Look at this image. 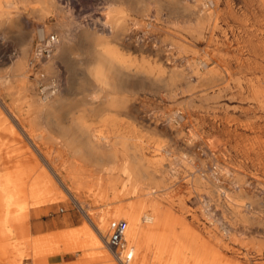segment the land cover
I'll return each instance as SVG.
<instances>
[{
  "label": "bare ground",
  "instance_id": "obj_1",
  "mask_svg": "<svg viewBox=\"0 0 264 264\" xmlns=\"http://www.w3.org/2000/svg\"><path fill=\"white\" fill-rule=\"evenodd\" d=\"M9 1L0 0V16L8 13L3 6ZM104 2L101 27L91 22L76 30L63 20L62 7L55 0H35L42 22L38 38L51 29L44 20L56 15L58 41L45 61L30 58L29 46H22L7 71L26 77L37 66L36 81H44L45 94L21 93L0 77V88L15 93L8 108L27 107L32 146H47L43 163L33 167L51 172L62 189L67 187L87 220L94 212L84 207L133 198L102 208L92 224L94 231L84 224L89 246L95 249L106 248L108 218H124L125 239L127 233L136 242L138 254L141 246L148 245L157 260L167 253L176 259L187 252L193 264H264V0H167L176 11L173 20L162 16L163 2L156 14L145 13L141 20L131 18L122 3ZM160 22L169 23L162 39L155 33ZM138 30L152 36L155 57L138 59L122 51L118 45L122 42L107 41ZM75 44L82 47L76 53L81 81L73 78L67 59ZM57 63L67 73L65 81L55 74ZM119 72L143 78L157 86L155 93L162 100L176 103L166 111L150 108L151 130L155 133L161 125V132L177 133L184 142L186 152L177 157L185 158L191 169L208 221L220 225L223 237L239 244L231 258L224 252L229 243L224 242L221 251L210 241L218 242L220 237L202 239L161 206L168 199L160 192L166 185L164 160L171 149L160 138H143L137 128L121 127L119 114L131 106L127 97L118 95ZM155 172L162 173L159 179L153 177ZM53 182L51 176H35L34 185L48 191H35L34 199L45 194L44 199L61 201V193L51 195V187L45 186ZM140 219L146 221L143 227ZM253 232L263 235L248 240ZM174 240L179 243L170 246ZM141 255L145 263L146 256ZM108 259L107 264H114L111 256Z\"/></svg>",
  "mask_w": 264,
  "mask_h": 264
},
{
  "label": "rangeland",
  "instance_id": "obj_2",
  "mask_svg": "<svg viewBox=\"0 0 264 264\" xmlns=\"http://www.w3.org/2000/svg\"><path fill=\"white\" fill-rule=\"evenodd\" d=\"M35 0H10V4L12 5L10 8V14L0 16V77L5 78L7 84H14L19 87V91L21 93L25 92L27 95L32 93H37L39 96H43V91L41 90L44 86V81L37 82L36 81V73L39 72V68L34 70L30 73H26V77L20 76L16 73H11L7 71L8 65L10 60L15 58L22 46H29L30 51V58L36 59L33 55V48L38 40V30L42 26L41 20H39L38 11L34 9ZM47 2V0H42ZM58 6L62 7V11L60 13L61 17L65 22L70 24L72 28H77L84 23H91V26H95L96 28L101 27L100 20H102V14L105 12L103 8V4L105 3L104 0H55ZM116 4L122 3V6L126 9L127 13L131 18L141 20L145 13L149 14H156V12L160 8V4L163 6L161 7V14L163 17H166V20L170 19L173 20L176 16V11L173 4L167 5V0H111ZM166 1V2H165ZM173 3L176 0H171ZM165 3L166 6L163 4ZM167 3V4H166ZM168 9V10H167ZM166 13V14H165ZM57 17L56 15H49L44 22L51 27L45 36L51 33L59 34V30L56 28ZM94 21H99V23H95ZM169 23L167 22H160V24H156L155 33L158 38H163L166 35V29ZM264 31V28H263ZM59 37V35H58ZM108 42L111 43H119L122 42L121 49L125 53H131L132 56L137 57L138 59L141 58H151L157 55V50L153 46L154 40L152 36L147 37L143 31L138 30L132 33H126V35L122 36L121 40H112L110 38L107 39ZM167 42V41H166ZM88 45V44H86ZM92 46V44L90 43ZM79 49H82L81 46L75 44L74 48L67 54V59L71 62V74L74 79H78V81L82 80V74L80 71L79 56L76 54ZM48 57L43 58L42 60H47ZM56 75L63 81L66 80L65 76L67 73L65 72L63 65L61 63L56 64ZM18 75V76H17ZM30 75V76H29ZM118 84L121 86V90L118 92L119 96H125L128 98V105L131 108L123 109L121 114L122 121L120 122L121 127L128 131L133 128L139 133L138 135L144 136L143 138L153 137V138H160L161 141L166 143L171 149V155L167 156L164 160V176H165V183L164 190L160 192L161 194H165L168 199L163 200L161 202V206L167 209H170L172 213L180 218H182L186 224H188L191 229L197 231L199 236L202 239H207L208 235L220 237L219 241L217 242L212 236L211 243L213 245H217L221 250L223 247V243H229V247L225 249L227 257L231 258V255H234V251L236 248H239V244L237 241L230 240L229 238L223 237L222 230L220 225H214L210 223L206 217L204 212L203 206L199 200V196L201 194L198 191L191 181V169L189 168L185 158L179 159L180 155L185 150V144L182 139L178 138L177 133H173L170 130H162L161 132V125L160 130L157 132H153L151 129L154 126L153 120L150 117V108H155L159 111H166L176 106V103L172 100L164 98L163 100L161 97L155 93L157 86L153 87L145 82L143 78L137 76L127 75V73L119 72L118 74ZM23 79L22 80L20 79ZM10 80V81H9ZM16 82V83H15ZM32 82L34 83L33 86L31 85ZM159 85L163 87V82L159 83ZM161 88V89H162ZM157 94V95H155ZM15 93L11 89H7L5 87L0 88V111L4 116H6L7 120L15 121L24 130L27 134V140H25L24 135L20 133L19 129L17 130V135L21 140V145L24 146L26 150V156L32 157L33 156V166L36 164L43 163L42 155L44 153L43 149H47L46 145L40 144L39 147L32 146V135L31 131L25 128V123L28 122L27 119L30 115L26 113V106L22 107V112L17 113L16 108L10 110L8 108V104L13 100ZM78 96H83L82 93ZM82 98V97H81ZM162 100V101H161ZM170 102V103H169ZM131 104V105H130ZM4 110H7V115L5 114ZM124 114V115H123ZM19 115V117H18ZM124 116V118H123ZM18 119H21L23 122H19ZM128 119V120H127ZM124 120V122H123ZM127 122V123H126ZM136 123V124H135ZM133 124V125H132ZM131 125V127H130ZM125 128H124V127ZM136 126V127H135ZM135 127V128H134ZM131 128V129H130ZM140 128H142L140 130ZM140 130V131H139ZM160 135V136H159ZM163 137H162V136ZM156 136V137H155ZM162 138V139H161ZM35 144L37 142L33 141ZM182 142V143H181ZM61 145H56V148L59 149ZM174 146V147H173ZM41 148V149H40ZM53 149V148H52ZM42 150V151H41ZM182 150V151H181ZM176 152V153H174ZM53 154H56L55 151ZM178 155V157H177ZM178 158V159H177ZM170 161V162H169ZM170 163V164H169ZM177 165V166H176ZM171 166V167H170ZM176 166V167H175ZM175 167V169H174ZM185 168V169H184ZM174 169V171L172 170ZM177 169V170H176ZM189 170V171H188ZM187 172V173H186ZM155 172L153 173V177L155 179H159L162 173ZM190 173V174H189ZM95 175H98L96 172ZM105 175H109V173H105ZM158 175V176H157ZM187 175V176H186ZM53 178L54 188L57 190L55 192L50 190L51 195L61 193L62 200L55 202V203H47L41 205L40 210H36V217L41 215L47 216L51 212H55L57 214H68L69 212H73L81 221V223L86 222L91 230L94 231V226L92 224L96 223V219L100 214L102 208H110L114 204L129 202L133 198L127 197L120 201H115L114 203H109L108 205L96 203L91 204L90 207H84V209L88 212H94L91 217V220H87L84 213L81 212L77 204L72 199L70 191L67 190V187H60L59 183L54 179L52 175H48ZM186 176V177H185ZM189 176V177H188ZM185 178V179H184ZM184 179V180H183ZM183 180V181H182ZM188 181V182H187ZM191 185V186H190ZM66 186V184H65ZM192 187V188H191ZM173 190V191H172ZM66 194V195H65ZM85 199L84 196H82ZM178 199V200H177ZM183 203V204H182ZM76 204V205H75ZM179 204V205H178ZM63 208V212H60L59 209ZM90 208V209H89ZM117 219V218H108L107 225L109 224L110 220ZM124 219V218H118ZM91 222V223H89ZM146 224L144 219H140V225L143 227ZM180 230V226L177 227ZM208 230L212 231L210 234ZM108 228L104 233V237L107 235ZM260 235L257 232H253L247 236V239L256 238ZM261 237V236H260ZM104 241V240H103ZM126 242L128 247L132 248L133 254V264H153L151 262V257L155 254L150 251L149 261L146 260L145 263H142V255L139 251L138 254V246L135 241L131 240L126 233ZM176 242V240L172 241ZM179 242V241H178ZM105 245V244H104ZM89 251H92L93 248H88ZM107 250V248H106ZM108 251V250H107ZM222 251V250H221ZM76 252V251H75ZM109 252V251H108ZM110 254V253H109ZM91 260L95 261L96 264H105L100 262V257H93L89 256ZM148 259V258H147ZM151 262V263H150ZM167 264V263H163Z\"/></svg>",
  "mask_w": 264,
  "mask_h": 264
},
{
  "label": "crops",
  "instance_id": "obj_3",
  "mask_svg": "<svg viewBox=\"0 0 264 264\" xmlns=\"http://www.w3.org/2000/svg\"><path fill=\"white\" fill-rule=\"evenodd\" d=\"M11 6L10 1L4 4L3 9L8 11L6 15L12 13L9 11ZM14 108L17 113L22 112V109ZM4 112L7 115V110ZM18 129L27 140V133L18 123L9 122L0 111V264H96L89 256H99L100 262L107 264L111 255L106 248L98 250L89 246L90 237L83 229L86 222L81 223L73 212H51L47 216L36 217V210H40L38 207L59 200L44 199L45 194L34 199L35 191L45 193L48 190L34 185L33 178L54 175L33 167V156H26L17 135ZM45 186L57 191L53 185ZM177 243L171 242L170 246ZM90 247L92 251H89ZM152 250L155 251L148 245L139 249L148 261ZM151 258L153 264H193L187 252L176 259L170 253L165 254L162 260H157L155 254Z\"/></svg>",
  "mask_w": 264,
  "mask_h": 264
},
{
  "label": "built area",
  "instance_id": "obj_4",
  "mask_svg": "<svg viewBox=\"0 0 264 264\" xmlns=\"http://www.w3.org/2000/svg\"><path fill=\"white\" fill-rule=\"evenodd\" d=\"M57 41L58 37L55 33L38 38L33 48L34 57L43 59L50 56ZM59 211L63 212L64 210L60 208ZM126 226L127 223L124 219L110 220L107 235L103 239L114 264H130L133 259L132 250L128 247L125 239Z\"/></svg>",
  "mask_w": 264,
  "mask_h": 264
}]
</instances>
